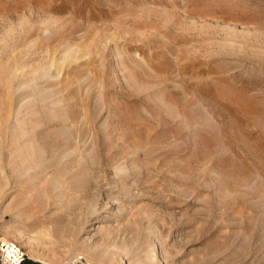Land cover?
<instances>
[{"label": "rangeland", "instance_id": "1", "mask_svg": "<svg viewBox=\"0 0 264 264\" xmlns=\"http://www.w3.org/2000/svg\"><path fill=\"white\" fill-rule=\"evenodd\" d=\"M1 238L264 264V0H0Z\"/></svg>", "mask_w": 264, "mask_h": 264}, {"label": "built area", "instance_id": "2", "mask_svg": "<svg viewBox=\"0 0 264 264\" xmlns=\"http://www.w3.org/2000/svg\"><path fill=\"white\" fill-rule=\"evenodd\" d=\"M27 257L24 248L14 240L0 239V264H23ZM81 264H85L80 261Z\"/></svg>", "mask_w": 264, "mask_h": 264}, {"label": "bare ground", "instance_id": "3", "mask_svg": "<svg viewBox=\"0 0 264 264\" xmlns=\"http://www.w3.org/2000/svg\"><path fill=\"white\" fill-rule=\"evenodd\" d=\"M66 225H67V223L60 224V225H59V228L62 229V227H63V230H64V227H65ZM64 231H65V230H64ZM67 236H68V235H67ZM59 241L63 242L64 245H67V244L71 243V241H69V240H68V241H67V240H62L61 237H60Z\"/></svg>", "mask_w": 264, "mask_h": 264}, {"label": "trees", "instance_id": "4", "mask_svg": "<svg viewBox=\"0 0 264 264\" xmlns=\"http://www.w3.org/2000/svg\"><path fill=\"white\" fill-rule=\"evenodd\" d=\"M27 261V262H26ZM23 264H30V261L28 262L27 258L25 259V261L23 262Z\"/></svg>", "mask_w": 264, "mask_h": 264}]
</instances>
